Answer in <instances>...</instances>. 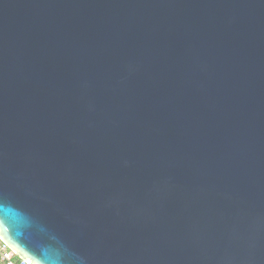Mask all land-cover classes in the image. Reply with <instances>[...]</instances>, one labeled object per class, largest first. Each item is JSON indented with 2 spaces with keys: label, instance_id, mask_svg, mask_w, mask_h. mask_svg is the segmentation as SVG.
Instances as JSON below:
<instances>
[{
  "label": "water",
  "instance_id": "1",
  "mask_svg": "<svg viewBox=\"0 0 264 264\" xmlns=\"http://www.w3.org/2000/svg\"><path fill=\"white\" fill-rule=\"evenodd\" d=\"M0 196L50 264H264V0H0Z\"/></svg>",
  "mask_w": 264,
  "mask_h": 264
},
{
  "label": "clouds",
  "instance_id": "2",
  "mask_svg": "<svg viewBox=\"0 0 264 264\" xmlns=\"http://www.w3.org/2000/svg\"><path fill=\"white\" fill-rule=\"evenodd\" d=\"M24 227H30V225L25 223ZM0 244H7L16 252L19 264H50L48 253L43 251L46 245L40 243L39 247H32L26 241L22 229L10 228L7 235L0 232ZM0 264H3L2 260H0Z\"/></svg>",
  "mask_w": 264,
  "mask_h": 264
},
{
  "label": "built area",
  "instance_id": "3",
  "mask_svg": "<svg viewBox=\"0 0 264 264\" xmlns=\"http://www.w3.org/2000/svg\"><path fill=\"white\" fill-rule=\"evenodd\" d=\"M15 256L16 254L7 244H0V260H2L4 264H19L16 263L17 260Z\"/></svg>",
  "mask_w": 264,
  "mask_h": 264
},
{
  "label": "trees",
  "instance_id": "4",
  "mask_svg": "<svg viewBox=\"0 0 264 264\" xmlns=\"http://www.w3.org/2000/svg\"><path fill=\"white\" fill-rule=\"evenodd\" d=\"M15 259L17 260L16 263H19V257H17V255L15 256ZM4 264V262H3Z\"/></svg>",
  "mask_w": 264,
  "mask_h": 264
},
{
  "label": "snow or ice",
  "instance_id": "5",
  "mask_svg": "<svg viewBox=\"0 0 264 264\" xmlns=\"http://www.w3.org/2000/svg\"><path fill=\"white\" fill-rule=\"evenodd\" d=\"M0 197H2V196H0ZM3 222L2 221H0V224H2Z\"/></svg>",
  "mask_w": 264,
  "mask_h": 264
}]
</instances>
